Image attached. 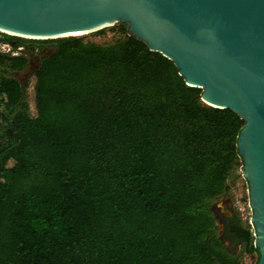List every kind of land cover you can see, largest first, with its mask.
Segmentation results:
<instances>
[{
  "label": "trees",
  "instance_id": "16d2710c",
  "mask_svg": "<svg viewBox=\"0 0 264 264\" xmlns=\"http://www.w3.org/2000/svg\"><path fill=\"white\" fill-rule=\"evenodd\" d=\"M118 25L91 34L109 44L2 34L52 52L22 84L27 55L0 51V264H244L239 245L258 262L214 210L245 122Z\"/></svg>",
  "mask_w": 264,
  "mask_h": 264
},
{
  "label": "water",
  "instance_id": "95a60500",
  "mask_svg": "<svg viewBox=\"0 0 264 264\" xmlns=\"http://www.w3.org/2000/svg\"><path fill=\"white\" fill-rule=\"evenodd\" d=\"M116 24L171 60L205 105L245 122L237 148L264 264V0H0V29L45 40Z\"/></svg>",
  "mask_w": 264,
  "mask_h": 264
},
{
  "label": "rangeland",
  "instance_id": "374dc122",
  "mask_svg": "<svg viewBox=\"0 0 264 264\" xmlns=\"http://www.w3.org/2000/svg\"><path fill=\"white\" fill-rule=\"evenodd\" d=\"M121 25V24H119ZM118 25V26H119ZM4 33L0 32V40H3ZM7 35V34H6ZM87 35V36H86ZM83 35L85 36V41H92L99 44H109L114 42L118 37L115 36L114 32L112 31H105L102 35ZM10 36V35H9ZM79 36V37H83ZM15 37V36H13ZM77 37V38H79ZM35 42H17L15 40H12L10 43H2L0 42L1 46L9 47L13 52H17L20 54H26L29 60L28 68L19 74H14L13 77L17 79L22 84H27L28 81H30V76L33 71H35L38 67L39 60L42 56L48 55L52 52V48L50 46L44 45L42 43H39L41 41ZM16 46V47H15ZM8 69L7 63L0 65V70L4 71ZM3 75L2 72H0V77ZM4 129H2V134L7 135L8 134V128L7 123H3ZM1 163V158H0ZM241 186L239 185V189ZM239 189L235 191V194L231 193L229 195H226L222 198H220L218 201L214 203V210L218 214L219 221H221L222 216L226 217H237L234 204L236 199H240L239 197ZM243 202V200H242ZM219 226L222 228L221 223H219ZM236 252L241 253L240 257L244 264H256L258 255L252 254V255H246L242 253L241 246L236 247Z\"/></svg>",
  "mask_w": 264,
  "mask_h": 264
},
{
  "label": "built area",
  "instance_id": "2783aa9c",
  "mask_svg": "<svg viewBox=\"0 0 264 264\" xmlns=\"http://www.w3.org/2000/svg\"><path fill=\"white\" fill-rule=\"evenodd\" d=\"M0 51L11 54L12 56L19 55L17 52H13L9 47L6 48V46L0 45ZM238 156L239 160L237 161V165L234 167L228 181L229 192L226 195L231 193L235 194V191L239 189V185L241 186L238 191L240 199L235 200L234 208L240 223L250 231L253 238V247L256 249L255 230L252 224V207L250 203L249 185L244 175L243 160L240 155Z\"/></svg>",
  "mask_w": 264,
  "mask_h": 264
},
{
  "label": "bare ground",
  "instance_id": "6f19581e",
  "mask_svg": "<svg viewBox=\"0 0 264 264\" xmlns=\"http://www.w3.org/2000/svg\"><path fill=\"white\" fill-rule=\"evenodd\" d=\"M105 27H109V26H105ZM0 32L10 35V36H16L18 38H23V39H34V40H45V39H49V38H45V37H41V36H33V35H24V34H18V33H13L10 31H6L3 29H0ZM89 34V31H84V32H75L74 34H69V35H65V36H52L51 38H66V37H79V36H83Z\"/></svg>",
  "mask_w": 264,
  "mask_h": 264
}]
</instances>
